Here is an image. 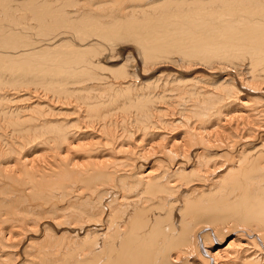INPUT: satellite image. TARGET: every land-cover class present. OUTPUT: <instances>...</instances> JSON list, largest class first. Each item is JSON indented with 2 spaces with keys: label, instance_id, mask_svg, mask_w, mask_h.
I'll list each match as a JSON object with an SVG mask.
<instances>
[{
  "label": "bare ground",
  "instance_id": "1",
  "mask_svg": "<svg viewBox=\"0 0 264 264\" xmlns=\"http://www.w3.org/2000/svg\"><path fill=\"white\" fill-rule=\"evenodd\" d=\"M0 264H264V0H0Z\"/></svg>",
  "mask_w": 264,
  "mask_h": 264
},
{
  "label": "rangeland",
  "instance_id": "2",
  "mask_svg": "<svg viewBox=\"0 0 264 264\" xmlns=\"http://www.w3.org/2000/svg\"><path fill=\"white\" fill-rule=\"evenodd\" d=\"M14 24H16V23H14ZM69 111V110H68Z\"/></svg>",
  "mask_w": 264,
  "mask_h": 264
}]
</instances>
